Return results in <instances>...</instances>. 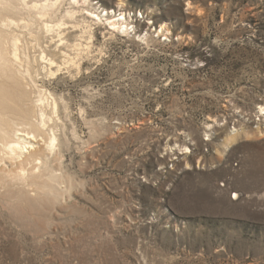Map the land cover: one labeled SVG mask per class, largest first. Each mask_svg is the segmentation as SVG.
I'll return each instance as SVG.
<instances>
[{
  "label": "rangeland",
  "instance_id": "rangeland-1",
  "mask_svg": "<svg viewBox=\"0 0 264 264\" xmlns=\"http://www.w3.org/2000/svg\"><path fill=\"white\" fill-rule=\"evenodd\" d=\"M117 1L92 3L149 41L96 25L79 72L38 77L65 101L62 180L40 201L0 195V264H264V138L216 160L263 122L264 0Z\"/></svg>",
  "mask_w": 264,
  "mask_h": 264
},
{
  "label": "bare ground",
  "instance_id": "bare-ground-1",
  "mask_svg": "<svg viewBox=\"0 0 264 264\" xmlns=\"http://www.w3.org/2000/svg\"><path fill=\"white\" fill-rule=\"evenodd\" d=\"M92 2L0 0V195L11 202L44 200L62 180L51 163H61L63 159L58 110L65 101L39 84L38 77H54L61 71L79 72L83 53L90 49L93 26L107 25L110 36L134 32L140 41L148 40L150 29L137 35L126 13L118 16ZM123 7L124 2L118 0L117 8ZM68 23L87 35V44L69 42L65 36ZM163 30L170 33L161 25L159 31ZM47 36L58 39L54 50H58V56L41 45ZM31 51L37 56H31ZM260 111L264 117V108ZM263 138L264 118L255 127L240 124L223 138L216 160L220 163L225 152L241 140Z\"/></svg>",
  "mask_w": 264,
  "mask_h": 264
}]
</instances>
